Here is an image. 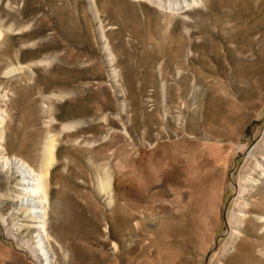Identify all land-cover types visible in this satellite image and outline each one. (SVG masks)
Listing matches in <instances>:
<instances>
[{
	"label": "rangeland",
	"instance_id": "1",
	"mask_svg": "<svg viewBox=\"0 0 264 264\" xmlns=\"http://www.w3.org/2000/svg\"><path fill=\"white\" fill-rule=\"evenodd\" d=\"M183 1L0 0V264H264V0ZM51 135L46 263L4 159Z\"/></svg>",
	"mask_w": 264,
	"mask_h": 264
},
{
	"label": "bare ground",
	"instance_id": "2",
	"mask_svg": "<svg viewBox=\"0 0 264 264\" xmlns=\"http://www.w3.org/2000/svg\"><path fill=\"white\" fill-rule=\"evenodd\" d=\"M183 2H185V0ZM201 2L202 0H200V3ZM177 5L178 7L176 6V8H172V7H167V8H169L170 10L174 9L175 11H181V10L184 11V10L191 9L189 8L190 4H188L187 2L185 6L181 5L179 7L178 3ZM166 13H172V12L168 11ZM174 13L175 12H173V14ZM177 13L179 12H176V14ZM3 113H4L3 110L0 109V129L3 128V124H4ZM69 127L70 126L64 124L62 126V129H66V128L68 129ZM2 137L3 136H1L0 138ZM53 139H54L53 135H51L49 142L44 147L43 160L38 169H35V167H33L27 160H25L24 158L20 156H13L11 159L9 157H6L4 159L5 165H10V167L12 169H15L21 177L18 184L22 185L23 188H17V187H14V188L22 190V194L24 195V197L28 198L27 201L29 202V205H28L29 209L27 210V215H28L27 218L29 222L34 223L33 228L38 230L36 231V235H37L36 236L37 240L35 241L36 243L33 249H31L32 252L38 249V253L37 252L36 254L34 253L33 256L34 258L38 256L42 257L43 260L46 261V263H51V260H49L50 254H49V249H48V247L51 244H49L50 242L48 241L53 240V237L48 231L49 225L47 221L48 220V217H47L48 209L47 208L49 204L48 198H49L50 178H51V170H52L51 168L55 160L54 151H55L56 144ZM250 157L255 159L256 164L252 170L254 171L255 176H257L258 179L251 178L250 176L245 174L244 176L245 183L243 182L240 184L241 186L238 191V196H237L238 198L245 197V196L247 197L250 194L248 188L251 185L254 186L255 189H258L259 185L261 186L264 185V135H263V138L261 139V142L252 149L250 153ZM248 170L249 169L246 170V173H248ZM250 173H253V172H250ZM20 197H23V196H20ZM263 199H264V196H263ZM259 203L262 204L261 200ZM263 204L261 205V207L258 206L259 211L264 212ZM250 220L256 223V226H258V230H260L261 233L264 232V215H254L252 217H249L244 213H239V214H236V216H234L233 225L238 227L240 230L241 228H244L245 224L248 223ZM233 233H235L234 235H236L237 239L238 237L239 239L242 238L241 236L243 234L241 232L235 231Z\"/></svg>",
	"mask_w": 264,
	"mask_h": 264
}]
</instances>
